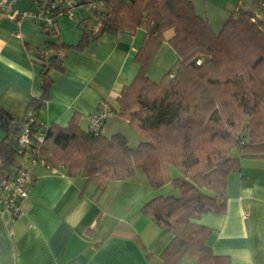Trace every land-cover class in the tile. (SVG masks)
I'll return each instance as SVG.
<instances>
[{
    "label": "trees",
    "instance_id": "obj_1",
    "mask_svg": "<svg viewBox=\"0 0 264 264\" xmlns=\"http://www.w3.org/2000/svg\"><path fill=\"white\" fill-rule=\"evenodd\" d=\"M89 1L76 0L74 17L75 9ZM102 4V11L86 10L96 28H87L85 19L77 22V42L48 38L35 49L42 90L25 115L16 118L0 106V173L21 164L17 141L24 127L31 137L29 156L50 169L84 176L86 183L94 184L96 196L112 181L140 170L153 188L172 183L179 192L156 194L140 207L171 234L161 252L165 264H177L184 256L192 257L194 264H234L227 254L212 250L207 243L210 228L197 218L205 212H225L229 172L240 170L244 158H264V0L235 7L218 31L196 12L194 0ZM62 17L74 19L62 15L55 26L41 25L43 31L59 33ZM137 28L145 30L135 53L138 70L122 86L117 107L108 103L141 136L136 145L123 132L105 135L101 129H84L76 113L66 125L41 120L39 109L47 100L53 71L63 69L62 49H82L103 32ZM164 41L175 58L160 79H153L148 69ZM41 50L49 53L41 56Z\"/></svg>",
    "mask_w": 264,
    "mask_h": 264
},
{
    "label": "crops",
    "instance_id": "obj_2",
    "mask_svg": "<svg viewBox=\"0 0 264 264\" xmlns=\"http://www.w3.org/2000/svg\"><path fill=\"white\" fill-rule=\"evenodd\" d=\"M13 6L22 10L32 4L17 0ZM88 16L84 7H77L74 19L60 18L59 33L54 35L27 14L0 20V106L16 118L25 115L29 102L42 90L35 49L48 38L77 42L78 21L85 19L87 28H96ZM72 20L77 27L70 25ZM144 36L142 28L103 32L82 49H60L63 69L53 71L47 100L39 109L41 120L66 125L76 113L80 125L88 129L89 115L101 102L117 107L122 86L138 70L135 53ZM114 114L101 132L127 133L136 145L141 136L119 115L110 121ZM3 136L0 127V139ZM32 173L21 212L0 210V264H165L161 252L171 234L140 211L158 190L143 173L112 181L98 196L84 176H70L63 169L55 172L42 162L33 164ZM226 193L225 212H205L197 218L210 228L208 245L234 264H264V158L242 159L240 170L227 175ZM177 264L194 261L184 256Z\"/></svg>",
    "mask_w": 264,
    "mask_h": 264
},
{
    "label": "built area",
    "instance_id": "obj_3",
    "mask_svg": "<svg viewBox=\"0 0 264 264\" xmlns=\"http://www.w3.org/2000/svg\"><path fill=\"white\" fill-rule=\"evenodd\" d=\"M17 0H0V20L4 17L17 18L18 15L27 14L36 23L46 27L56 25L57 19L65 15L68 18L74 17V8L76 0H28L32 7L19 10L13 6ZM88 11L103 10L102 0H92L83 4ZM48 50H41L40 55H47ZM30 110L27 111V114ZM113 108L107 102H101L97 110L89 115L88 130L97 132L102 128L105 120L113 114ZM37 133V139H42L43 128ZM31 137L27 127L22 129L17 141L19 152L23 154L22 158L27 159L28 165L20 164L15 170L0 173V210L11 212L17 215L21 212V202L27 196L29 187L31 186L34 175L32 173L33 164L40 162L34 156H29ZM58 171L57 167L51 168Z\"/></svg>",
    "mask_w": 264,
    "mask_h": 264
},
{
    "label": "rangeland",
    "instance_id": "obj_4",
    "mask_svg": "<svg viewBox=\"0 0 264 264\" xmlns=\"http://www.w3.org/2000/svg\"><path fill=\"white\" fill-rule=\"evenodd\" d=\"M247 2H249V0H194V6H195L196 12L206 16L211 24V27L215 31H218L220 27L222 26L223 22L225 21V19L235 9L236 5L239 4V6H245ZM260 15H262L261 17H264V14H260ZM70 25L74 27L75 20L70 21ZM167 32H170V31H167ZM164 42H163L164 44L162 43V45L159 48L158 52L160 53L157 52V55L154 61L150 64V67L148 69V73L150 70L149 76L153 79H160L162 75L164 74V72H166L171 67L174 61V58L171 57L172 48L170 44L166 41ZM172 58H173V61H172ZM164 66H169V67L164 70L162 69V68H165ZM117 117H118V114L116 112L113 116L110 117V121L118 119ZM103 134L110 135L112 133L111 131L105 130ZM127 136L129 138V143L131 145H134L135 139L131 135H130L131 137H129V135ZM232 153L234 154L236 152L233 151ZM20 160H21V163L24 165L29 164V162L25 158H21ZM136 173H142V172L140 170H136ZM134 177H137V176H134ZM159 193L178 194L179 192H178V189H176L172 183H168L164 185L163 188H158V190H156L152 196L159 194ZM186 257L187 259H192V257L190 256H186ZM183 261H186V260H183Z\"/></svg>",
    "mask_w": 264,
    "mask_h": 264
},
{
    "label": "water",
    "instance_id": "obj_5",
    "mask_svg": "<svg viewBox=\"0 0 264 264\" xmlns=\"http://www.w3.org/2000/svg\"><path fill=\"white\" fill-rule=\"evenodd\" d=\"M51 57H49V59H50Z\"/></svg>",
    "mask_w": 264,
    "mask_h": 264
}]
</instances>
